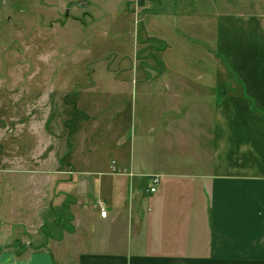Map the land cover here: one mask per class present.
<instances>
[{
  "label": "crops",
  "instance_id": "0c3cea01",
  "mask_svg": "<svg viewBox=\"0 0 264 264\" xmlns=\"http://www.w3.org/2000/svg\"><path fill=\"white\" fill-rule=\"evenodd\" d=\"M44 1L112 32L140 16L137 69L79 76L104 93L43 92L28 161H0V264H71L68 238L74 264H264V0ZM61 206L70 230L44 217Z\"/></svg>",
  "mask_w": 264,
  "mask_h": 264
},
{
  "label": "rangeland",
  "instance_id": "374dc122",
  "mask_svg": "<svg viewBox=\"0 0 264 264\" xmlns=\"http://www.w3.org/2000/svg\"><path fill=\"white\" fill-rule=\"evenodd\" d=\"M44 3V0H0V161L5 157L6 162L20 158L28 161L29 146L36 143L39 136L32 130L31 120L39 124L42 131V119L47 116L44 109L45 90L53 93L54 97L60 90L71 91L72 96L75 90L99 83L98 93H104L106 80L95 83L93 80L79 79V76L106 71L108 65L120 70L124 63L133 66L132 70L137 69L132 53L138 39L134 31L132 34L127 27L131 29L132 24L140 23V16H135L134 23L124 20L123 31L112 32L101 29L111 21L108 17L98 19L93 24L90 15L67 16L57 10L48 13L43 7ZM117 16L123 18L122 15ZM129 32L131 37L127 35ZM117 39L125 40L126 46H118ZM230 76L227 70L226 87L231 85ZM51 113L49 118H58L57 106L54 105ZM104 129L105 126L100 128L96 136L105 138ZM132 132L135 136V123ZM42 140L39 137V151ZM98 149L100 145L96 144L94 150ZM8 192L5 188L0 189L1 201L6 203L12 199L14 195ZM54 216L60 218L66 230L71 229L72 215L66 206L44 212L46 219ZM46 231L56 235L60 229L48 223ZM71 244L68 238L64 243L66 249L62 251L65 253L55 255V258L74 264L76 255L68 253Z\"/></svg>",
  "mask_w": 264,
  "mask_h": 264
},
{
  "label": "built area",
  "instance_id": "2783aa9c",
  "mask_svg": "<svg viewBox=\"0 0 264 264\" xmlns=\"http://www.w3.org/2000/svg\"><path fill=\"white\" fill-rule=\"evenodd\" d=\"M159 180H160V176H158V175H155V176H152V177H151V181H152V183H153V186H151V187L149 188V190H150L151 192H155V191H156V185H157V183L159 182ZM100 214H101L102 216H106V215H107V209H106V207H105L104 204H100Z\"/></svg>",
  "mask_w": 264,
  "mask_h": 264
}]
</instances>
